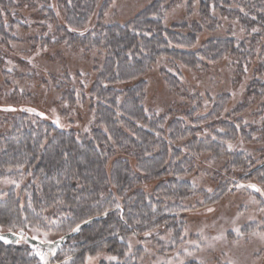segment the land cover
Listing matches in <instances>:
<instances>
[{
    "label": "trees",
    "instance_id": "16d2710c",
    "mask_svg": "<svg viewBox=\"0 0 264 264\" xmlns=\"http://www.w3.org/2000/svg\"><path fill=\"white\" fill-rule=\"evenodd\" d=\"M112 1L0 0V55L25 43L31 50L64 46L98 57L88 93L79 75L40 79L60 91L61 103L88 106L94 114L87 133L63 130L33 111L0 117V181L18 182L0 199V232L52 242L106 215L67 240L52 258L65 247L79 257L106 247L113 254L123 244L119 237L172 221L174 210L189 199L204 200L196 206L214 202L191 182L202 156L213 166L222 164L209 174L216 196L227 194L233 172L248 173L246 179L264 174V165L254 169L259 161L247 152L229 149L237 136L245 135L249 144L259 140L251 135L261 129L244 126L241 116L251 98H264V61L253 66L264 56V0H152L125 23L103 24ZM181 5L184 17L169 25L168 14ZM224 59L238 76L253 66L255 77L235 110L225 115L228 97L221 96L202 113L199 94L185 88L182 71L205 72ZM158 63L163 81L179 99L161 115L144 107L145 76ZM2 72L6 85L36 75ZM13 89L10 104L30 100V92ZM5 123L7 128L1 127ZM19 221L17 231L3 230L5 222ZM34 222L48 224L51 238L29 234ZM21 242H0V264H39L36 257L26 259L37 248Z\"/></svg>",
    "mask_w": 264,
    "mask_h": 264
},
{
    "label": "rangeland",
    "instance_id": "374dc122",
    "mask_svg": "<svg viewBox=\"0 0 264 264\" xmlns=\"http://www.w3.org/2000/svg\"><path fill=\"white\" fill-rule=\"evenodd\" d=\"M151 1L113 0L103 16L102 23H125ZM185 11L186 7L183 5L175 7L167 16L168 24L184 17ZM95 18L96 16L90 26L96 23ZM28 32L30 34L33 30ZM3 53L0 55V84L4 86L0 92L1 118L23 111H33L63 130L88 132L94 114L88 106L81 102L71 105L61 103L58 96L60 91L57 92L40 79H47L48 75L59 78L64 73L70 76L79 75L78 80H82L83 91L88 93L95 78L92 69L94 61L98 58L96 53L86 56L80 48L66 49L64 46L37 47L31 50L25 43L15 44L12 49ZM261 61H264V56L256 58L253 66ZM160 66L158 63L145 76L147 87L144 100L146 111L158 115L164 114L174 101H179L178 96L170 91L163 81ZM253 66L238 76L230 60L224 59L205 72L182 71L183 84L188 91L199 94L202 113L208 112L219 97L227 96L224 109L226 115L246 99L249 85L255 77ZM30 70L36 73L35 79H10L8 85L4 84L2 71L24 74ZM14 87L19 90L17 92H30V100L20 99L10 104L8 97ZM262 104L264 98L258 101L251 98L241 116L244 126L261 129L259 133L251 135L253 140H259L249 144L245 142L247 137L242 135L237 136L238 139L229 146L232 151L247 152L254 162L259 161L254 169L264 165ZM6 124L1 127L7 128ZM220 167L222 164L213 166L207 157L202 156L198 160L197 172L194 173L196 176L193 174L191 179L196 187L201 188L208 196H213V200H210L214 202L196 206L204 200L189 199L179 206L178 210H174L171 214L172 221L164 222L163 225L152 223L136 233L119 237L118 240L123 244L115 247L113 254H108L106 247L98 250L94 256L79 257L78 251L65 247L52 258V255L36 247L37 249L28 251L26 259L30 256L36 257L39 264H264V174L246 179L248 173L244 174L241 170L233 172L227 194L216 196V185L209 174ZM17 183L12 179L1 180L0 199L3 198L4 192ZM34 223L28 229L29 234L43 239L51 238L53 232L48 229V224L44 226V223ZM21 225V221L17 225L5 222L3 230L16 227L14 230L17 231ZM37 253L43 255V260Z\"/></svg>",
    "mask_w": 264,
    "mask_h": 264
},
{
    "label": "water",
    "instance_id": "95a60500",
    "mask_svg": "<svg viewBox=\"0 0 264 264\" xmlns=\"http://www.w3.org/2000/svg\"><path fill=\"white\" fill-rule=\"evenodd\" d=\"M106 215L103 214L102 216L98 218H92L89 219L78 226H76L72 231H70L68 234H65L61 236L60 238L52 241V242H43L40 240H37L35 238H32L30 236H21L20 234H16L13 232H0V242L4 244H16L19 241L25 242L28 245L37 247L38 249L42 251H46L50 256L53 254V252L59 248L61 245H63L67 240L70 238L75 237L79 232L92 222L103 219Z\"/></svg>",
    "mask_w": 264,
    "mask_h": 264
},
{
    "label": "snow or ice",
    "instance_id": "6c2138e0",
    "mask_svg": "<svg viewBox=\"0 0 264 264\" xmlns=\"http://www.w3.org/2000/svg\"><path fill=\"white\" fill-rule=\"evenodd\" d=\"M37 255H41V259L43 260V255H42V254H40V253H37Z\"/></svg>",
    "mask_w": 264,
    "mask_h": 264
}]
</instances>
